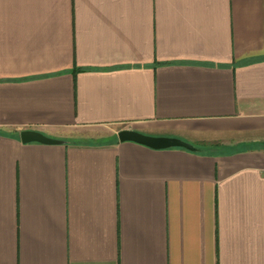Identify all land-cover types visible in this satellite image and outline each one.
<instances>
[{"label": "crops", "instance_id": "1", "mask_svg": "<svg viewBox=\"0 0 264 264\" xmlns=\"http://www.w3.org/2000/svg\"><path fill=\"white\" fill-rule=\"evenodd\" d=\"M0 264H264V0H0Z\"/></svg>", "mask_w": 264, "mask_h": 264}, {"label": "water", "instance_id": "2", "mask_svg": "<svg viewBox=\"0 0 264 264\" xmlns=\"http://www.w3.org/2000/svg\"><path fill=\"white\" fill-rule=\"evenodd\" d=\"M121 141H135L148 145L153 148L162 149L169 147H185L190 150H197V148L180 138L165 137V136H150L134 129H123L119 132ZM21 140L24 143L39 142L43 144H63L65 140L54 138L37 130H24L21 132Z\"/></svg>", "mask_w": 264, "mask_h": 264}]
</instances>
